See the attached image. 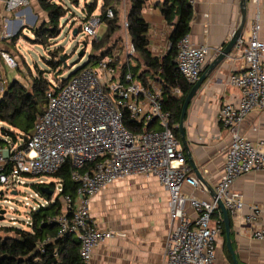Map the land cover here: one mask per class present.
Returning a JSON list of instances; mask_svg holds the SVG:
<instances>
[{
  "label": "built area",
  "instance_id": "built-area-1",
  "mask_svg": "<svg viewBox=\"0 0 264 264\" xmlns=\"http://www.w3.org/2000/svg\"><path fill=\"white\" fill-rule=\"evenodd\" d=\"M29 2L0 0V6L11 13L21 11ZM189 2L192 4L194 0ZM126 12L124 9L120 19L121 38L104 57L76 73L65 84L59 78L46 91V108L37 116L30 133L24 136V142L19 143L17 137L15 140L5 137V146L0 147V186L11 188L10 193L14 194L15 185L24 184L23 177H53L66 161H70V179L76 183L75 195L63 193V184L56 178V183L40 181L32 185L44 202L36 209L31 208L26 225L30 229L33 211L58 200L62 210L48 216L46 221L56 225V237L73 234L80 242V258L84 264H92L94 249L115 233L96 226L90 212V198L119 179L133 175L153 176L169 193L171 226L164 247V264H215L216 242L223 221L217 199L229 214L242 216L244 201L238 191L232 190V184L240 175L264 171V142L254 143L240 131L248 113L264 109V42L258 37V12L250 37L237 41L243 67L228 77L229 84L239 89V100L222 104L218 111V121L230 131L231 142L224 156L222 174L213 187L216 196L210 199L183 191L185 184L204 191L207 188L191 174L180 141L173 133L170 112L163 109L161 83L150 79L144 85L132 71L138 60L128 33ZM100 15V10L98 14L84 12L81 18V31L91 40L100 39L97 35L102 23ZM105 17H114L113 8L106 9ZM15 20L6 19L4 27ZM21 22L22 18L20 25ZM17 32L7 31L4 37L11 38ZM169 48L168 41L166 51ZM210 51L209 45L193 44L188 35L177 42L175 61L187 83L197 81ZM0 59L7 66H17L13 55L1 48ZM122 61L126 64L125 72L119 70ZM7 86L0 69V97ZM172 91L178 96L182 94L179 87ZM126 115L141 124L140 131L134 132L124 124ZM37 187L50 188V198L43 196ZM2 194L0 191V197ZM187 208L193 214H189ZM5 212L4 209L3 215ZM259 213L260 208L254 206L243 217L251 223ZM12 220L15 224L16 219ZM250 232L252 238L264 240V226H257ZM53 240L47 236L38 247L43 249L44 243Z\"/></svg>",
  "mask_w": 264,
  "mask_h": 264
},
{
  "label": "crops",
  "instance_id": "crops-1",
  "mask_svg": "<svg viewBox=\"0 0 264 264\" xmlns=\"http://www.w3.org/2000/svg\"><path fill=\"white\" fill-rule=\"evenodd\" d=\"M158 1L149 0L142 10V16L149 23L148 49L153 56L161 58L168 51L166 45L170 28L156 5ZM247 2L246 22L241 39L246 41L250 37L258 12V37L264 42V0H260L258 4L251 0ZM1 6L0 48L9 52L10 47L5 42L10 38L4 37V34L7 31H18L19 19L24 12L10 13ZM192 9L187 35L193 44L211 47L202 74L219 53L216 49L222 50L238 26L239 0H194ZM8 18L16 20L4 27ZM2 63L0 59V66ZM242 67L241 53L238 48L234 49L229 57L206 76L185 113L184 128L190 152L212 188L220 179L224 156L231 142L230 131L218 121V111L222 104L236 103L239 100V89L229 84L228 77ZM240 131L254 143L264 142V109L248 113ZM183 153L185 155L184 150ZM191 172L195 175L192 169ZM232 190L238 191L244 201L242 216L228 213L234 255L238 264H264V240L252 238L250 232L257 226H264V171L240 175L234 180ZM183 191L198 198H211L208 189L204 191L185 184ZM168 200V191L155 177L141 175L119 179L92 196L90 212L96 226L115 233L94 249L92 264H164V247L171 226ZM254 206L260 208V213L253 222H246L243 216ZM187 212L193 214L190 208H187ZM224 243L220 234L216 242L215 264H234L232 257L230 259L224 251Z\"/></svg>",
  "mask_w": 264,
  "mask_h": 264
},
{
  "label": "trees",
  "instance_id": "trees-1",
  "mask_svg": "<svg viewBox=\"0 0 264 264\" xmlns=\"http://www.w3.org/2000/svg\"><path fill=\"white\" fill-rule=\"evenodd\" d=\"M38 7L46 13L45 22L38 27H32L31 31L35 36L36 43L43 44L56 38L61 31V20L68 13L66 2L78 5L79 0H36ZM60 1H63L60 2ZM149 0H128L126 17L128 19V33L131 42L135 47L138 63L133 67L137 80L147 85L150 79L159 80L163 94V109L170 112V124L173 133L179 139V119L182 104L186 95L192 87L180 75L175 57L177 42L187 35L190 30V21L193 15L192 4L189 0H159L156 5L170 28V48L161 58L153 56L148 49L149 23L142 16L143 7ZM118 0H104L100 8L102 22L106 28L99 41L91 40V48L95 54L89 53L87 60L76 68L67 77L61 78L65 84L72 76L89 65H94L104 57L118 42L122 34L120 12L117 7ZM84 7L87 15L96 9V3H86ZM108 7L113 8L114 17L106 18L105 11ZM77 32L81 30L79 25ZM79 30V31H78ZM19 32L10 38L8 43H13L19 38ZM96 42V43H95ZM87 43V42H86ZM9 46L8 44H6ZM62 46L56 47V49ZM85 51V50H84ZM46 62L55 74H61L60 67L66 61V55L56 56ZM56 57L58 59H56ZM62 62V63H61ZM120 72H125L126 64L120 62ZM59 78H57L58 80ZM54 86L53 82L46 76V72L37 69L28 88L22 86L16 79L8 83L5 92L0 97V121L5 123L1 132L5 137L15 140L18 135L27 136L35 123L37 116L46 108V91ZM179 87L181 95L173 93V89ZM124 124L132 131H140L141 124L135 123L128 115L124 118ZM6 142L0 138V145ZM186 157V155H185ZM70 161H66L60 170L53 174V177L61 180L63 193L75 195L76 183L70 179ZM35 186V185H33ZM36 188V187H35ZM40 193L47 198L50 195L44 193L41 187H37ZM52 188V186H50ZM49 188V189H50ZM51 190V189H50ZM62 210V205L56 200L54 203L33 211L31 213L30 229L18 227H0V229L12 232L13 235L0 237V264H84L80 258V242L73 234H66L56 237L57 227L46 221L48 216L55 215ZM215 213L214 215H216ZM47 236L54 240L43 244V249L38 243ZM221 236L225 241L224 223L222 221ZM224 251L231 259V256L224 243Z\"/></svg>",
  "mask_w": 264,
  "mask_h": 264
},
{
  "label": "rangeland",
  "instance_id": "rangeland-1",
  "mask_svg": "<svg viewBox=\"0 0 264 264\" xmlns=\"http://www.w3.org/2000/svg\"><path fill=\"white\" fill-rule=\"evenodd\" d=\"M93 1L96 3L95 13L98 14L104 0H79L78 5L66 2L65 5H67L69 10L61 20L59 35L49 42L40 44L36 43L31 28L41 26L45 22L47 15L36 5L35 0H30L28 6L24 7V10H21L24 13L21 15L22 22L18 29L20 33L19 38L14 43L13 41L10 43L5 42L9 45V52L12 53L17 63L16 67L7 66L5 63H2L0 69L4 72L5 80L10 83L16 79L22 86L28 88L33 76L37 73V69H41L55 83L57 78L67 77L77 67L82 65L87 60L90 52L95 54V50L91 48V38L86 37L81 30H78L79 32L75 36L72 35V31L80 25L81 18L85 12V4ZM60 2L63 3V1ZM127 5L128 0H118L116 8L120 12V19ZM105 28L106 24L102 22L98 28V37L104 34ZM83 41L87 42V45L82 57L78 58L77 54L82 48ZM58 46H62V48L56 49ZM55 54H57L56 56L66 55L67 58L66 61L61 62V74L59 75L50 71L52 68L46 62L49 59H54ZM56 59L58 58L56 57ZM5 126L6 124L0 121V138L2 139L5 138V135L2 134L1 128H5ZM17 138L19 139V143L24 142L23 135H18ZM2 145L5 146V143ZM22 180L24 184L15 185L16 194L10 193L11 188L0 186V191H3L0 197V209L6 210L4 219L0 220L1 228L18 227L27 229L29 227L26 225V222L29 221V211L32 207L36 209L39 203L44 202V199L36 194V190L32 185H36L40 181L56 183L54 177L48 175L25 176ZM5 199L9 200V202H5ZM12 219H16L15 224L12 223ZM7 235H13V231L8 232L0 229V237L4 238Z\"/></svg>",
  "mask_w": 264,
  "mask_h": 264
},
{
  "label": "water",
  "instance_id": "water-1",
  "mask_svg": "<svg viewBox=\"0 0 264 264\" xmlns=\"http://www.w3.org/2000/svg\"><path fill=\"white\" fill-rule=\"evenodd\" d=\"M247 3H248L247 0H239V7H240L239 24H238L237 28L235 29V31L233 32V34H232L231 38L229 39V41L227 42V44L222 48V50L208 64V66L206 67L204 72L199 76L197 81H195L192 84V87L189 90L188 94L186 95L184 102L182 104L181 114H180V119H179V124H178L179 141H180V144L182 145V148L185 152L188 165L193 170L195 176L208 189V192L212 198H215V196H216L215 191L212 188V186L208 183V181L205 179L203 172H201L200 169L196 166L194 159L192 157V154L190 152L188 142H187V137L185 134L184 118H185V113H186V109L188 107V104L191 102L192 98L194 97L195 93L198 91L200 85L202 84V82L204 81L206 76L208 74H210L215 69V67L217 65H219L225 58L229 57V54L234 49H237V41H238V39L241 38L242 30H243L245 22H246L245 20H246ZM76 34H77V28H75L72 31L73 36H75ZM85 47H86V42L83 41L82 42V48L79 51V53L77 54L78 58L82 57ZM64 66H66V65L64 64ZM79 67H81V65ZM79 67H77V68H79ZM41 189L44 193H46L48 195H51V193H52V190L48 189L47 187H42ZM13 193L15 194L16 191H14ZM217 203H218V207H219V209L223 215V223H224V231H225V245H226V247H227V249H228V251H229V253L233 259L234 264H238V261L234 255V251H233L232 244H231L230 218H229L228 211L226 210L222 201L219 198L217 199ZM3 213H4V209H1L0 210V220L4 219Z\"/></svg>",
  "mask_w": 264,
  "mask_h": 264
},
{
  "label": "flooded vegetation",
  "instance_id": "flooded-vegetation-1",
  "mask_svg": "<svg viewBox=\"0 0 264 264\" xmlns=\"http://www.w3.org/2000/svg\"><path fill=\"white\" fill-rule=\"evenodd\" d=\"M87 44V43H86ZM85 50V49H84Z\"/></svg>",
  "mask_w": 264,
  "mask_h": 264
}]
</instances>
